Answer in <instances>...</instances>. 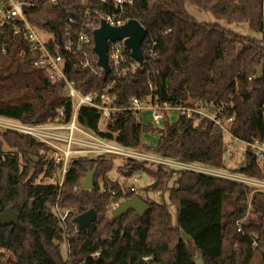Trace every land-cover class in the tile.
Wrapping results in <instances>:
<instances>
[{
  "label": "trees",
  "instance_id": "1",
  "mask_svg": "<svg viewBox=\"0 0 264 264\" xmlns=\"http://www.w3.org/2000/svg\"><path fill=\"white\" fill-rule=\"evenodd\" d=\"M19 1L35 5L25 8L24 14L37 31L54 36L49 47L75 42L82 25L93 22L88 51L95 68L93 31L104 15L119 13L121 7L123 19H135L147 30L142 49L152 41L157 43L155 56L144 57L142 68L116 80L109 92L119 110L106 123L96 109L78 110V124L96 136L183 162L224 167V136L210 120L181 117L173 128L165 119L161 128H154L124 110L135 97L172 106L212 102L215 111L223 105V116L233 119L230 130L235 138L263 139L264 0H131L122 6L114 0ZM188 4L216 20L246 24L260 38L242 37L220 24L197 23L187 11ZM0 44L6 49V54L0 53V117L37 125L55 118L63 108L69 120L73 103L66 86L50 81L45 71L28 63L30 43L5 27ZM22 51L25 56L20 55ZM128 58L134 63L130 54ZM81 59L80 54L66 55L68 79L83 94L102 92L111 74L93 76L79 66ZM259 67L262 72L257 77ZM153 133L158 137L151 149L143 137ZM0 135V212L11 208L18 216L17 225L0 228V264H194L197 253L202 254L204 264H264L262 192L252 194L249 210L251 189L242 184L193 172L151 169L142 162L129 161L119 167L124 178L150 175L155 180L153 192L162 197L168 193L176 214L173 222L165 203L148 201L138 192L123 194L121 184L109 181L112 161L75 160L59 188L42 183L52 172L51 166L45 168L47 148L42 143L10 131ZM243 156L245 164L236 172L264 179V168L255 158L248 153ZM94 170V188L83 190L82 182ZM100 178H104L103 186L116 191L114 200L99 191ZM132 197L148 205L143 216L129 211L116 221L107 219L113 201ZM56 202L60 209L71 210L63 227L50 213L49 206ZM89 210L96 212V222L81 230L74 220ZM245 217L243 233H239L236 224ZM65 239L66 261L60 250ZM7 252L13 259H5Z\"/></svg>",
  "mask_w": 264,
  "mask_h": 264
},
{
  "label": "built area",
  "instance_id": "2",
  "mask_svg": "<svg viewBox=\"0 0 264 264\" xmlns=\"http://www.w3.org/2000/svg\"><path fill=\"white\" fill-rule=\"evenodd\" d=\"M54 2V0H51ZM104 1V0H102ZM116 5L122 6L124 3L131 4V0H114ZM35 6L31 3L23 4L19 0H0V32L3 28L8 27L10 32L14 35L21 36L31 45L30 63L40 70L46 72L50 81L55 83H63L67 88V96L73 103V112L69 120L66 119L64 109H60L57 116L44 124L27 125L16 120L6 119L0 117V128L2 131H10L23 136H29L36 141L42 143L47 151L45 153L47 169L52 168L51 176L55 177V172L58 170L59 180L56 183L59 188L62 187L64 177L70 168V165L75 160L80 159H101L111 160L119 159L126 162H142L147 166L160 167L164 170H172L175 172H193L211 178H219L229 180L238 184H242L251 189L248 208L251 209L250 201L254 192L264 193V179L251 178L242 173L235 171H228L223 168H215L206 166L196 162H183L172 158H167L149 152L143 148L132 149L121 146L113 141L104 140L92 132L80 126L77 122V112L81 107H88L96 109L101 114V122L106 123L119 109L114 105V98L110 94V90L115 86L116 80L124 77L130 73H134L137 69L142 68L144 64V57L152 58L155 56L154 48L157 43L152 41L142 49L143 63L138 64L135 61L130 63L124 41L108 42L107 58L110 67L111 81L102 92H93L83 94L80 92L74 81L68 79L66 74V55L80 54L82 59L79 61V66L83 69L92 71L93 76H100L103 69L97 65L92 64L89 59L88 47L90 45L89 30L93 28L94 23L90 20L82 25V31L78 35L75 42L66 41L62 46L49 47V44L54 42L52 40L44 42L38 36L37 30L27 21L24 14L25 8L28 9ZM122 7L119 13L106 14L101 18L112 27H117L125 24L127 20L122 17ZM101 24V22H100ZM46 34H49L45 32ZM93 35V34H92ZM147 38V37H146ZM146 40V39H145ZM0 53L6 54V49L0 44ZM25 52L20 53L25 56ZM131 58V57H130ZM127 65V66H126ZM105 75V74H104ZM106 76V75H105ZM252 78H249L251 81ZM124 110L131 113L135 120L144 123V113L149 112V124L154 128H161L165 119L170 122L169 114L174 112L179 118H191L196 120L208 119L214 127L220 129L223 136L229 137L236 142H239L243 148L244 153H248L255 158V161L261 168H264V137L262 140H254L246 142L235 138L230 130L232 118H225L222 110L223 105L214 110V105L210 103L191 102L190 104L170 105L168 103L160 104L156 99L150 98L138 99L131 98L129 105ZM225 157V156H224ZM242 167V166H241ZM139 180L134 175L128 178L127 189L123 188L122 193L128 194L136 191V186ZM99 191L106 193L114 200L117 196L115 190L106 188L100 185ZM124 201V200H123ZM113 201L110 209L114 210L120 203ZM50 213L53 214L59 224L63 227L66 217L70 213V209H60L57 202L53 206H49ZM246 217L238 222L236 231L243 233V225ZM254 247H258L255 238Z\"/></svg>",
  "mask_w": 264,
  "mask_h": 264
},
{
  "label": "water",
  "instance_id": "3",
  "mask_svg": "<svg viewBox=\"0 0 264 264\" xmlns=\"http://www.w3.org/2000/svg\"><path fill=\"white\" fill-rule=\"evenodd\" d=\"M147 37V30L135 19H130L125 24L117 27H112L105 21H101L100 26L93 31L94 52L97 56V65L101 67L104 74L107 76L110 72L108 64L107 50L108 42L124 41L127 50L130 52V57L138 64L143 63L142 43ZM30 63V60L28 61ZM262 68L256 70V75H261ZM35 161H38L36 159ZM96 171H91L87 174L85 180L82 182L83 190H92L94 188V176ZM32 205V201L30 202ZM148 205L139 197H132L128 200L122 201L114 210L111 211V216L114 221L126 215L129 211L135 212L138 216H143L148 209ZM97 219L96 212L89 210L81 215H78L74 224L81 230L88 229L92 223ZM18 216L13 213L11 208L0 212V228L17 225ZM194 264H204L203 256L197 253L194 259Z\"/></svg>",
  "mask_w": 264,
  "mask_h": 264
},
{
  "label": "rangeland",
  "instance_id": "4",
  "mask_svg": "<svg viewBox=\"0 0 264 264\" xmlns=\"http://www.w3.org/2000/svg\"><path fill=\"white\" fill-rule=\"evenodd\" d=\"M186 8H187L188 13L195 19L197 23L211 24V25L220 24L221 26L224 27V29L230 32H233L237 35H240L242 37L260 38L258 34L252 33L246 24H234V23H228L226 21L216 20L211 14L204 12L201 9L193 5H190V4H188ZM37 33L40 39L44 42H48L52 40L53 38L52 35L46 34L45 32L37 31ZM149 116H150L149 112L144 113V116H143L144 124H149L150 122ZM169 118H170V124L173 126V128H176L178 121H179V116L176 113L172 112L169 114ZM2 130L4 129L0 128V133L2 132ZM157 137H158L157 133L146 135L143 137V142L148 144L152 149L154 148ZM0 139H1V135H0ZM224 141L226 145V153L224 157L225 165L223 169L228 170V171H235L245 164L244 156H243L244 148L239 142H236L235 140L229 137L224 136ZM3 149L6 152L9 151V149L6 147H4ZM110 161H112L113 163V169L107 174V179L112 182H117L121 184L123 188L127 189L128 178L122 177V175L117 171L119 167H123L124 165H126L127 162L124 160H119V159H111ZM148 167H150L151 169L155 168L154 166H148ZM134 176L137 177L139 180V183L136 186L135 192L140 193L141 197H143L144 199H147L148 201L153 200L156 202L165 203L172 215L173 222H175L176 214H175L174 208L169 205L168 193L163 195L162 197L159 193L153 192L151 187L153 183L155 182V180L150 175H147L146 173H141V174L138 173V174H135ZM58 180H59V174H58V170H56L55 177L50 176V178H45L43 179L42 183L43 184H56ZM102 182H104V178L99 179L100 185H102ZM171 185H172V182L169 184V186ZM107 219L109 220L112 219L111 210L109 211V214L107 213ZM60 250H61L62 258L66 261L68 259V244H67L66 239L63 243H61ZM6 256L7 257L5 259L9 257L13 259L11 254L8 252L6 253ZM144 260L148 261L149 259H144Z\"/></svg>",
  "mask_w": 264,
  "mask_h": 264
}]
</instances>
